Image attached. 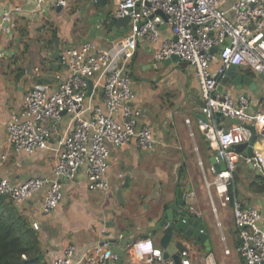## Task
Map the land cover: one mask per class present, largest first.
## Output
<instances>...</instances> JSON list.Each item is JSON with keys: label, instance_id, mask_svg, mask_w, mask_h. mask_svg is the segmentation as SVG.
Instances as JSON below:
<instances>
[{"label": "built area", "instance_id": "built-area-1", "mask_svg": "<svg viewBox=\"0 0 264 264\" xmlns=\"http://www.w3.org/2000/svg\"><path fill=\"white\" fill-rule=\"evenodd\" d=\"M31 9L20 6L0 8V33L5 32L14 14L38 12L46 6L66 8L67 0H26ZM110 18L128 20L127 35L107 40L105 46L94 41L64 45L57 57L59 67L53 91L33 88L22 99L18 112L5 122L6 141L16 154H33L49 148V140L59 132L62 115L68 116L64 133L51 148V177L30 176L19 184L0 176V195L17 206L41 194L39 211L48 214L63 198L64 181L78 173L86 179L89 190H109L106 174L110 149L133 143L140 151L155 147L156 139L147 124H139L140 110L133 105L135 94L127 67L135 56L137 42H159L154 52L156 61L172 55L184 62L196 77L200 113L198 131L215 163L224 168H211V181L205 180L210 206L217 219V207L231 204L238 243L235 251L242 264H264V231L259 227L261 213L256 207H243L230 194L234 185L240 154L234 146L252 145V157L244 162L264 175V111H251L248 94L231 96L219 89L231 67H245L264 78V0H108ZM164 16V17H163ZM99 22L96 27L100 28ZM161 24L168 35L161 37ZM213 48L217 50L211 52ZM7 51L0 46V58ZM33 73L40 71L33 68ZM90 83L91 91L87 94ZM99 91L100 101L92 97ZM189 136L190 121L185 120ZM248 126H252L254 134ZM263 140V141H261ZM4 156H0V166ZM189 192L183 210L199 218L201 213L190 203ZM190 200V201H189ZM220 223L217 222V225ZM32 227L38 230L37 222ZM224 242V237H221ZM135 258L127 264H174L163 258V251L150 239L136 240L132 247ZM224 253L229 249L224 246ZM190 250L180 252V264H193ZM117 255L106 242L95 244L81 258L75 257L73 245H66L61 255L49 264H116ZM201 264H217L212 253Z\"/></svg>", "mask_w": 264, "mask_h": 264}, {"label": "crops", "instance_id": "crops-1", "mask_svg": "<svg viewBox=\"0 0 264 264\" xmlns=\"http://www.w3.org/2000/svg\"><path fill=\"white\" fill-rule=\"evenodd\" d=\"M67 2L66 8L46 6L38 12L14 14L6 31L0 33V46L7 51V56L0 58V156H4L0 176L15 184L30 176H52L54 153L51 148L64 133L68 122V116L63 114L59 132L52 135L47 150L16 154L7 144L5 122L10 114L20 110L23 96L33 88H45L47 91L55 89V73H64L57 61L64 45L94 41L105 46L107 40L125 36L129 31L127 25H118L110 18L111 11L104 16L94 0ZM14 6L31 9L26 0H0V8ZM102 21V26L97 28L96 25ZM168 33L166 28H162L161 37ZM158 48L159 42L139 40L135 56L128 66L135 94L133 105L140 110L139 124L149 125L156 139L155 147L140 151L133 143L122 147L109 146L107 192L89 190L84 175L78 173L74 180L64 181L63 198L50 213L42 214L39 211L41 194L32 196L18 206L31 223H38L41 240L46 244L48 262L60 256L66 245H73L75 257L81 258L95 244L106 242L110 247V244L115 246L114 242L129 235H137L135 241L150 239L160 247L161 234L147 231L165 215L170 204L176 206L174 219H179L177 190L181 189L183 199L189 192L194 193L193 199L189 201L201 216L195 218L187 213L188 222L198 219L203 224V232L209 242L207 250L202 242L194 245L183 241L190 250L193 264H201L202 258L208 253L214 255L217 264H242L235 251L238 240L231 204L220 207L217 215L222 225L228 220L233 225L232 229L226 225V236L221 229L224 237V242L220 239L223 256H218L213 249L216 239L208 226H213L215 218L202 182V171L206 173V178L213 176V155L198 131L197 121L200 119L202 103L196 77L184 62L154 60L153 54ZM34 67H39L40 71L33 73ZM227 73L229 75L221 80L219 89L234 97L241 93L248 94L252 100L251 111H264V78L245 67H236ZM245 76L251 78L252 86L242 81ZM159 88L162 89L160 92ZM99 101L98 91L93 95L92 102L97 104ZM185 120L190 121L193 137L189 136ZM239 154L230 193L243 207L259 209V227L264 231V194H253L249 190V184L261 173L244 162L246 148ZM134 242L129 241L125 247L123 264L136 257L131 248ZM225 242L229 254L224 253ZM174 251L175 248L170 246V254Z\"/></svg>", "mask_w": 264, "mask_h": 264}, {"label": "water", "instance_id": "water-1", "mask_svg": "<svg viewBox=\"0 0 264 264\" xmlns=\"http://www.w3.org/2000/svg\"><path fill=\"white\" fill-rule=\"evenodd\" d=\"M94 2L101 8L106 5V0H94ZM58 7L57 9H59ZM164 17V16H163ZM113 21H115L118 25L126 26L128 24V18H112ZM161 28H165V24H161ZM217 49L213 48L211 52H215ZM172 61V62H179V58L175 55H172L169 59H167L165 62ZM236 67H231L230 70H235ZM233 75V73H230ZM227 75H229L227 73ZM230 75V76H231ZM242 81L247 84L251 85L252 80L249 76H245L242 78ZM252 86V85H251ZM91 91L90 83L88 85L87 94H89ZM200 118H203V115L199 116ZM250 131L254 134V129L252 126H248ZM263 141V140H261ZM234 150L237 153H240L243 148H246L247 150V157H252V145H247L246 143H241L238 145H235ZM211 162L213 164V167L219 171L222 170L224 166V162L215 163L214 159L211 158ZM119 195H117V198L120 197V191H118ZM177 205L180 207V217L178 220H175L173 217V211L176 208L174 204L169 205V209L166 210V213L164 216L159 218L154 222V225L151 230H148L147 233H160V247L163 251V258L164 259H172L174 264H180L181 257L180 252L186 248L184 240L192 243L197 244L198 242H202L205 246H207V250L209 249L208 245V237L203 232V224L198 220H194L192 222H188L187 213L183 210V206L185 204V199H183L182 190H177ZM137 238V235L133 237H124L121 239V241L114 242L116 244L115 246L110 244L112 247V252H114L117 255L116 264H123V257L125 255V247L128 245L129 241H135ZM170 246L175 248V251L173 254H170L169 248Z\"/></svg>", "mask_w": 264, "mask_h": 264}, {"label": "trees", "instance_id": "trees-1", "mask_svg": "<svg viewBox=\"0 0 264 264\" xmlns=\"http://www.w3.org/2000/svg\"><path fill=\"white\" fill-rule=\"evenodd\" d=\"M249 190L253 194H264L263 174L255 176ZM41 239L39 230L32 227L18 206L0 195V264H49L46 244Z\"/></svg>", "mask_w": 264, "mask_h": 264}, {"label": "rangeland", "instance_id": "rangeland-1", "mask_svg": "<svg viewBox=\"0 0 264 264\" xmlns=\"http://www.w3.org/2000/svg\"><path fill=\"white\" fill-rule=\"evenodd\" d=\"M111 11V8H110V5H109V2H108V0H107V4L103 7V9H102V11L101 12H103L102 14L104 15V16H107L108 14H109V12ZM101 18V17H100ZM127 73L129 74V71H128V67H127ZM135 82V81H134ZM162 89L161 88H159L158 89V92H160ZM205 143V142H204ZM236 171H237V168H236ZM206 173L204 172L203 173V171H202V176H203V178H202V182L203 181H205V180H209V181H211V178L208 176V178H206V175H205ZM204 185H205V182H204ZM206 194H207V191H206ZM214 204H215V206L217 207V215H219V208H220V206H219V200H215L214 201ZM209 207H210V209H211V211H212V207L209 205ZM212 214H213V212H212ZM214 215V214H213ZM215 218V217H214ZM214 224H213V226L212 225H209L208 226V228H209V230H211L213 233H214V235H215V242H214V248L213 249H215V251H216V253H217V255L218 256H223V246H222V241H220V239H221V237H222V231H221V229H223V233L225 234V236L227 235L226 233H227V230L228 229H226V225H228V227L230 228V229H232V227H233V225H232V223H231V221L230 220H228V222L226 223V224H224V225H222V222H221V219L219 218V216H217V219L215 218L214 220ZM217 222H219L220 224L219 225H217ZM215 226H217V227H215ZM222 227V228H221ZM217 229H218V231H217ZM38 230H39V228H38ZM221 236V237H220ZM224 246H226V242H225V244H223ZM231 245V244H230ZM231 251H232V255H234V248H232L231 249Z\"/></svg>", "mask_w": 264, "mask_h": 264}]
</instances>
